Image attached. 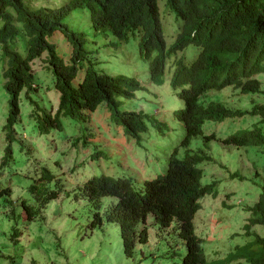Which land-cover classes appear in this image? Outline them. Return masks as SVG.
I'll return each instance as SVG.
<instances>
[{
    "label": "rangeland",
    "instance_id": "obj_1",
    "mask_svg": "<svg viewBox=\"0 0 264 264\" xmlns=\"http://www.w3.org/2000/svg\"><path fill=\"white\" fill-rule=\"evenodd\" d=\"M164 4L165 0H161L159 7L165 8ZM86 15L72 23L84 25ZM161 20L169 47L174 41L179 22L169 11H161ZM109 40L110 37L99 38L88 49L93 68L110 76L135 78L143 88L134 93L133 99H121L119 111H141L154 116L167 129L160 132L147 122V131L137 143L124 135L122 127L111 120L108 108L101 105L94 112L85 113L83 119L61 118V131L39 135L35 120L30 117L35 107L29 103L23 90L18 99L20 114L19 122L14 127L16 139L10 144L11 160H5V147L8 144L3 127L8 115V96L2 89L0 77V189L11 192L10 198L0 200V264H30L32 261L35 264H180L185 255L175 222L170 229L160 232L153 218L149 217L146 222L148 243L137 245L130 258L123 254L114 224L103 222L101 227L88 228L96 210L79 196V188L88 179L105 175L114 180H126L139 191L145 180H152L164 173L167 160L175 149L178 159H182L186 151L180 147L182 132L175 116L181 108L178 91L170 86L173 69H166L160 86L153 85L148 64L140 58L137 41L130 40L113 48L107 45ZM54 41L57 54H61L64 61L69 63L71 47L63 35L56 34ZM18 52L23 54L22 47L18 48ZM196 53V48L190 46L182 57L190 62ZM45 58L46 53H43L40 59L31 64L36 90L30 92L29 97L39 108L53 113L58 104V94L53 88L50 72L44 68ZM84 72V67L78 70L74 86L80 82ZM256 78L264 90V73ZM231 89L210 93L209 98L243 108L250 107L248 102L251 99L264 103V98L259 95H245L242 100ZM247 123L245 119L239 124ZM217 126L205 124L204 133L216 132L224 138L248 127L221 132ZM232 126L226 124L224 130ZM262 129L264 131V126ZM188 149H202L211 158L199 165L203 172V184L207 178L219 182L216 195L206 196L200 201L201 208L193 220L195 234L202 240L207 264H216L250 243L254 234L264 236V226L253 227L250 237L244 231L250 218V213L245 209L251 207L260 194L262 181L256 177V173L264 165V146L259 149H236L211 142L206 149L201 139L195 138ZM42 167H46L55 178L48 188L55 191L56 183L60 184L62 193L50 201L33 221L26 222L20 204L25 201L34 210L37 209L28 188L33 180L40 177ZM234 173L242 176L243 180L231 179L230 175ZM109 203L110 199L102 200L101 213ZM237 263L246 264L244 260L231 264Z\"/></svg>",
    "mask_w": 264,
    "mask_h": 264
},
{
    "label": "trees",
    "instance_id": "obj_2",
    "mask_svg": "<svg viewBox=\"0 0 264 264\" xmlns=\"http://www.w3.org/2000/svg\"><path fill=\"white\" fill-rule=\"evenodd\" d=\"M194 11L207 8L210 0H188ZM234 10L224 20L218 23L219 30L230 33L237 41V61L231 66L210 65L191 75V81L201 90L207 89L208 83L221 88L227 85L240 87L243 92H258L259 87L249 78L255 73L264 72V0H231ZM145 8L143 0H123L121 11L115 6L110 11L109 0H0V77L2 89L8 96V115L3 132L8 146L5 147V160H11L10 144L16 139L14 127L19 122L18 99L25 90L26 98L35 107L30 117L35 120V128L39 135H48L51 131H61V118L83 119L85 113L94 112L97 107L105 105L111 120L121 126L126 137L139 143L141 135L147 131L146 117L136 112H120V100L134 98V93L140 89L138 83L126 76H110L97 72L90 59L88 51L99 38L108 36L120 38L127 31L139 26L144 29L142 34V50L148 56L158 51L159 56L151 66L152 82L160 80L159 67L163 60V42L155 14L137 15ZM86 15L85 24H73ZM137 20L134 21V17ZM134 33V32H133ZM62 34L71 47L70 62L64 61L57 54L54 36ZM211 35L203 40L208 45ZM181 38L174 49L178 48ZM22 47L23 54L18 52ZM44 68L53 79V88L58 94V104L52 113L38 107L29 97L36 90V80L31 64L41 58ZM85 68L82 79L76 86L73 82L78 70ZM35 86V87H34ZM207 110L201 109L197 100L189 106L188 121L199 126L204 119L220 121L225 117L241 116L242 113L224 110L219 104H209ZM247 114V113H246ZM251 115L260 114L264 123V108ZM152 123L159 127L155 120ZM263 129L255 128L244 132L241 138H231L225 142L237 147L264 145ZM193 132L187 133L181 146L188 147ZM209 137L203 140L207 141ZM203 141V142H204ZM205 144V143H204ZM198 154L186 153L177 160L172 155L167 160L164 173L152 180H145L142 188L137 191L126 180H112L101 175L92 177L79 188V196L85 198L96 212L92 215L89 229L101 227L103 222L114 224L122 242L123 253L130 258L135 242L134 232L141 226L147 215L152 214L157 224L167 225L175 216L182 224V237L187 240V256L182 264H204V256L199 242L188 238L187 229L192 228L193 212L198 208L195 202L199 198V183L201 171L197 165L202 161ZM41 175L33 180L28 193L35 202L34 210L25 201L21 208L26 222H31L46 208L50 201L62 193V186L56 183V190L48 188L54 176L46 167L40 169ZM11 196L9 189L0 191V200ZM115 198L101 213L102 200ZM264 207V188L260 196ZM11 204V201H8ZM101 213V214H100ZM255 224L264 226V208L254 214ZM252 236V233H249ZM237 260L246 264H264V237L254 236V240L241 248ZM30 264H35L32 261ZM216 264H224L218 262Z\"/></svg>",
    "mask_w": 264,
    "mask_h": 264
},
{
    "label": "clouds",
    "instance_id": "obj_3",
    "mask_svg": "<svg viewBox=\"0 0 264 264\" xmlns=\"http://www.w3.org/2000/svg\"><path fill=\"white\" fill-rule=\"evenodd\" d=\"M160 1L161 0H143L145 4V8L136 13L137 15H145V16L155 14L157 17L158 27H159L161 39L163 42V50H162L163 60L161 62V65L159 67V72H158V77H160L159 81L152 82L153 79L151 76V66L155 62V60L158 58L159 52L153 51L148 56L143 52L142 47H141V44H142L141 37H142V34L144 35V29L142 26H139L135 30L127 31L125 36L120 37V38L108 36L111 38V40L107 42V45L109 47L118 48L121 44L127 43L130 40H134V41L136 40L140 58L148 64L149 78H150V82L153 85L160 86L162 84L163 76L165 74L166 69L169 67L173 69V72L170 77V86L173 90L178 91V99L181 105L180 110L178 111L177 114H175L177 122L180 124L181 132H182L180 147L186 149L185 155L186 153H190V154L194 153V154H198L199 156L198 158L202 159V161L197 165V168L201 171L200 179H198L199 191H200L199 198H197V200L195 201L198 205V208L195 212H193L194 215L192 219V228L187 229V232L189 233L188 238L195 240L196 243L197 241L199 242V246L204 256V262H205L204 264H207L204 251L201 246L202 240H200L195 234L193 220H194L195 215L201 208L200 201L206 196L214 197L216 195V188L219 182L214 178H207V180L205 181V184H203V172L201 168H199V165L203 162L210 161L211 158L202 149H197L193 151V150L188 149V147L191 141L195 138H200L202 144L205 143L204 145H206V149H207V146L211 142H218L223 147H228V148L232 147L236 149L245 148V147H254L255 149H259L263 147L264 145L261 147H255L252 145L244 146V147H237L225 141H227L228 139L234 138V137L241 138L244 132L252 131L255 128L262 129V126H264V123L261 122V119L263 118L261 117L260 114H258V110L260 108H264V103H258L254 99H251L248 102L250 107L243 108V107L230 106L224 102L215 101L209 98L210 93H213V92L222 93L221 91L226 88H232L230 91H233L238 97L242 98V100H243V96L245 95H250L252 97L259 95L264 98V90L261 86V82L256 78L257 75L262 74V73H255L249 78V80L255 81L258 84V87H259L258 92H243L240 87H236L233 85H227V86L218 88L217 86H214V83L212 82L207 84V89L201 90L200 87L196 86L190 79L193 73H196L197 71L203 68H206L210 65L231 66L237 61L238 52H237V41L235 37L231 35L230 33L219 30L218 28V23L224 20L229 14H231V12L234 10V5L231 0H210L206 9L200 10V11H194L190 7L188 0H165V4H164L165 8L159 7ZM109 2H110V11H112L115 6H117L119 11H121V4L123 0H109ZM161 11L162 12L169 11L170 13L174 14L176 21L179 22L174 41L169 47L167 46L164 32H163ZM133 19L134 21H136L137 16H135ZM208 35H211V41L208 45H203V40ZM180 38H181V43L179 44L178 48L174 49ZM190 46L196 48L197 53L194 55L193 59L190 62H186L185 59L182 57V55L185 53L186 49ZM116 76H121V75H116ZM131 79L135 80L138 83V86L140 87V89L138 90H143L140 83L135 78H131ZM193 100H197L198 104L201 105V109L203 110H207L208 109L207 106L209 104H219L222 106L224 110L234 111L237 113L239 112V113H242V115L233 116V117L228 116V117H225V119L220 120V121H215L214 118L204 119L201 122V124L197 127L188 121L189 106ZM251 112H256L258 115H251L250 114ZM136 113L143 114L146 117L145 119L147 120V122H150L151 124H153L152 121L156 119L154 116H148L141 111L136 112ZM245 119H247L248 121L247 124H239L241 121ZM254 119H257V121H255ZM156 121L159 123V127L154 124L153 125L157 129H159L160 132H162L161 131L162 129H167V126L164 123L158 121L157 119ZM147 122H146V125H147ZM209 123L218 124L216 128L221 132L233 131V129H241V127H246V126L248 127L238 130L237 132L222 138L218 136L216 132H212L210 134L204 133L203 126ZM226 124H233V126L232 128H228L224 130V127L226 126ZM194 130L196 131V133L193 135V138L191 139L188 147L181 146L182 140L185 137V135L189 133V131L193 132ZM205 137H209V139L207 141H204L203 139ZM176 153H177V150L175 149L172 153V155H174L175 158H176ZM176 159L180 160L178 158ZM256 177H260L262 181L261 188H260V194L258 196L257 201L251 207H247L245 209L247 212L250 213V218L247 220V224L244 227L245 235L248 237H250L249 233H251V229L253 227L260 226L258 224H255L253 221H254V214L258 211L261 212L264 208L262 203L259 202L260 196L262 195L263 188H264V165L261 171L259 173L258 172L256 173ZM230 178L231 179L239 178L240 180H243V177L236 173L230 175ZM3 190H6V189H3ZM228 196L229 195H227V199H228ZM1 197H4V196H1ZM4 198H8V197H4ZM256 198H257V195H256ZM105 199H110L111 202H115V198L113 197H107ZM149 217L153 218L154 224L159 229L160 232H164L170 229L173 222L176 223L178 239L180 240L181 244L185 248V255L183 256L180 262V264H182L183 260L187 256L186 247H185V245H187V240L183 239L182 237L183 232L181 229L182 224L177 220L175 216L171 218L170 222L167 223V225L161 226L160 224H157L156 219L152 214L147 215L143 223L141 224V226L133 234V242H135L133 253L137 245H146L148 243V228H147L146 222ZM255 235H258V234H254V236ZM254 236H253V240H254ZM261 237H264V236H261ZM121 246H122V242H121ZM244 246H242L241 248H243ZM241 248L236 249L234 253L228 254L224 259L217 261L216 263L223 262L224 264H231L232 262L236 261L235 260L237 258L236 255ZM122 250H123V246H122ZM237 261H240V260H237ZM237 264H241V263H237Z\"/></svg>",
    "mask_w": 264,
    "mask_h": 264
}]
</instances>
